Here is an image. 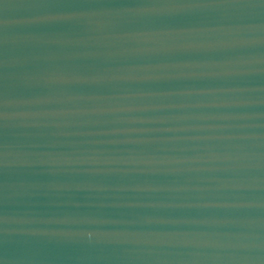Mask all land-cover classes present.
<instances>
[{
    "label": "water",
    "instance_id": "95a60500",
    "mask_svg": "<svg viewBox=\"0 0 264 264\" xmlns=\"http://www.w3.org/2000/svg\"><path fill=\"white\" fill-rule=\"evenodd\" d=\"M0 264H264V0H0Z\"/></svg>",
    "mask_w": 264,
    "mask_h": 264
}]
</instances>
